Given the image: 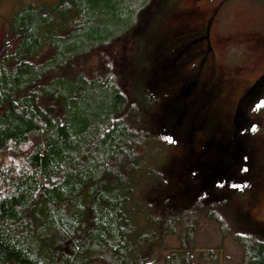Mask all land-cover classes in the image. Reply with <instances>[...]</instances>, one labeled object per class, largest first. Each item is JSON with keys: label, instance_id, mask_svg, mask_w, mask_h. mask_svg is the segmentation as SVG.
<instances>
[{"label": "trees", "instance_id": "obj_1", "mask_svg": "<svg viewBox=\"0 0 264 264\" xmlns=\"http://www.w3.org/2000/svg\"><path fill=\"white\" fill-rule=\"evenodd\" d=\"M157 1L52 0L12 15L13 48L0 61V159H11L0 161V264L216 261L195 255L193 211L168 215L138 193L160 179V152L137 123L117 61L80 67L150 23ZM193 85L176 97L182 115ZM176 234L178 249L158 257ZM236 241L242 264H264V241Z\"/></svg>", "mask_w": 264, "mask_h": 264}, {"label": "rangeland", "instance_id": "obj_2", "mask_svg": "<svg viewBox=\"0 0 264 264\" xmlns=\"http://www.w3.org/2000/svg\"><path fill=\"white\" fill-rule=\"evenodd\" d=\"M51 1L0 3V61L13 48L12 15L24 5ZM151 14L132 38L80 67L92 72L117 61L137 123L159 148L160 179L139 195L168 215L194 212L196 256L211 254L216 261L210 264H242L236 237L264 241V0H158ZM210 21L208 60L217 62H206L202 90L195 83L184 99L192 113L182 115L175 100L198 62L196 28L204 34ZM10 160L0 159L2 165ZM177 234L167 238L158 257L178 249Z\"/></svg>", "mask_w": 264, "mask_h": 264}, {"label": "flooded vegetation", "instance_id": "obj_3", "mask_svg": "<svg viewBox=\"0 0 264 264\" xmlns=\"http://www.w3.org/2000/svg\"><path fill=\"white\" fill-rule=\"evenodd\" d=\"M197 30V31H196ZM196 32L195 34H197V39H199L198 41H200V43L197 45V48L199 52H197L196 56H197V59H198V62L196 65H194L193 69H192V74L190 75L192 77V80L190 81V83L192 82L193 84L197 83L198 86H200L199 88L202 90V87L200 85L203 84L202 83V73L205 69V64L206 62H208V66H212V60H213V63L217 62L216 59L212 58V59H209V52H213V49L211 48V45H210V37H211V34H212V21H210L204 28L205 30V33L202 34V29L199 30V28H196ZM200 32V33H199ZM188 49H189V46L187 45L184 50L186 52H188ZM197 88V86H196ZM206 89L203 88V93ZM201 95V94H200ZM195 97H196V94H195ZM204 106L200 107L201 109H204L203 108ZM199 108V109H200Z\"/></svg>", "mask_w": 264, "mask_h": 264}, {"label": "snow or ice", "instance_id": "obj_4", "mask_svg": "<svg viewBox=\"0 0 264 264\" xmlns=\"http://www.w3.org/2000/svg\"><path fill=\"white\" fill-rule=\"evenodd\" d=\"M259 107V106H258Z\"/></svg>", "mask_w": 264, "mask_h": 264}]
</instances>
